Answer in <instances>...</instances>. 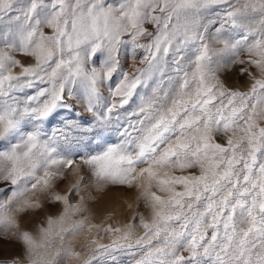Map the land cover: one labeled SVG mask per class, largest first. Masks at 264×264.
<instances>
[{
    "label": "snow or ice",
    "instance_id": "snow-or-ice-1",
    "mask_svg": "<svg viewBox=\"0 0 264 264\" xmlns=\"http://www.w3.org/2000/svg\"><path fill=\"white\" fill-rule=\"evenodd\" d=\"M0 183V264L79 258L109 186L150 217L82 264H264V0H0Z\"/></svg>",
    "mask_w": 264,
    "mask_h": 264
},
{
    "label": "rangeland",
    "instance_id": "rangeland-1",
    "mask_svg": "<svg viewBox=\"0 0 264 264\" xmlns=\"http://www.w3.org/2000/svg\"><path fill=\"white\" fill-rule=\"evenodd\" d=\"M123 63L126 70L129 72L133 70L132 60L129 59ZM229 83L232 87L245 88L248 84V79L245 77L243 80H239L233 77ZM77 111H80V109L77 108ZM90 118L88 113H83V119L89 120ZM62 120L63 116L54 118L47 128V131L51 133L53 126H61ZM113 141L115 142V137H113ZM93 147L95 146L93 145ZM68 182L69 181H64L60 184V187L65 188ZM6 186L7 185L0 183V187ZM58 207L59 206H57V208ZM57 208L51 209V214H56ZM137 211L143 215L145 219L150 217L149 210L142 202L137 200V190L135 188L109 186L104 193H98L95 200L90 201L86 205V210L82 215L73 217V220H80L86 217L84 228L68 237L64 244V248L67 249L68 252H79V258L65 255L60 259L59 264H82L83 259L96 247L95 244L91 243L92 239L96 238L98 244H110L113 239L123 233H105L103 229L108 226L124 229L128 223L132 222L133 215ZM44 218V215L37 216L35 213H29L24 217L22 225L27 226L30 230L35 232V230L40 227ZM69 222L71 223V221ZM135 224L134 237L143 233V228L139 227V219L135 221ZM90 226L92 227L90 228ZM121 242L123 243V241ZM60 247L61 245L59 241H57L52 252L57 251ZM119 260L121 264H128L129 257L124 254H119Z\"/></svg>",
    "mask_w": 264,
    "mask_h": 264
}]
</instances>
